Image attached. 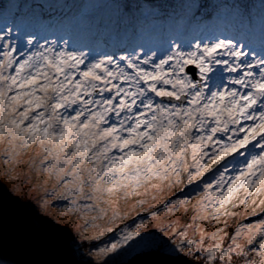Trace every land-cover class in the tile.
Here are the masks:
<instances>
[{"label":"snow or ice","instance_id":"6c2138e0","mask_svg":"<svg viewBox=\"0 0 264 264\" xmlns=\"http://www.w3.org/2000/svg\"><path fill=\"white\" fill-rule=\"evenodd\" d=\"M0 159L9 179L27 166L41 211L62 204L83 264H110L150 221L166 240L146 254L264 264V41L97 50L25 30L6 10ZM180 209L185 223L161 219Z\"/></svg>","mask_w":264,"mask_h":264},{"label":"rangeland","instance_id":"374dc122","mask_svg":"<svg viewBox=\"0 0 264 264\" xmlns=\"http://www.w3.org/2000/svg\"><path fill=\"white\" fill-rule=\"evenodd\" d=\"M165 7L158 6L157 0H0V23L7 10L13 14L18 23L28 31L38 32L40 35L63 37L69 39L73 45L87 46L97 50L110 49V46L99 42V35L107 37H122L128 32L127 46L142 44L146 48H155L166 44L170 39H190L192 37L241 34L254 44L264 41V0H165ZM41 6H40V5ZM42 4L54 7V15L48 16L42 10ZM210 6L209 11L205 7ZM172 7L171 11L167 8ZM163 8L165 11H161ZM66 14V15H65ZM128 21V28L119 23ZM109 37V38H110ZM86 50V49H84ZM27 157H25L26 159ZM5 165L0 159V200L14 208L21 209L32 216L38 230L65 229L70 235V248L73 253L75 234L71 226L58 223L57 215L62 210V204L54 203L48 213L41 211L36 203L38 192L29 190L25 181L29 179L26 165H19L9 179L4 175ZM31 179L34 181L35 176ZM20 185L22 191H13L14 186ZM131 203V201H130ZM155 203V202H151ZM193 203H195L193 201ZM191 207V206H189ZM149 209V205L144 206ZM139 211V210H137ZM133 213L129 218H135ZM140 215L147 217L146 212ZM172 220L186 222L184 209L175 215L164 214ZM138 222V221H137ZM83 224V221H81ZM232 227L235 223L230 221ZM211 230V229H209ZM151 231V235L147 233ZM141 237L130 241L124 249L118 250V255L110 264H132L153 254L154 250L166 240L150 221L148 228L141 229ZM109 234L104 242H111ZM97 243V242H93ZM87 247V245H84ZM74 255V254H73ZM160 255V254H157ZM82 264L83 259L74 255ZM174 259L185 258L200 264L199 261L184 256H167ZM86 259V258H85ZM0 264H18L0 255Z\"/></svg>","mask_w":264,"mask_h":264},{"label":"water","instance_id":"95a60500","mask_svg":"<svg viewBox=\"0 0 264 264\" xmlns=\"http://www.w3.org/2000/svg\"><path fill=\"white\" fill-rule=\"evenodd\" d=\"M0 255L18 264H82L63 228L38 230L31 215L0 200ZM132 264H196L153 254Z\"/></svg>","mask_w":264,"mask_h":264},{"label":"trees","instance_id":"16d2710c","mask_svg":"<svg viewBox=\"0 0 264 264\" xmlns=\"http://www.w3.org/2000/svg\"><path fill=\"white\" fill-rule=\"evenodd\" d=\"M147 2H151V0H147ZM157 2H158V6H162V7H165L166 5H165V0H157ZM40 5V4H39ZM41 6V5H40ZM0 8H3V5H0ZM167 8V11H171V9H172V7H170V8H168V7H166ZM209 9H211L210 8V6H207V7H205V11H209ZM42 10H43V12L48 16V14L50 15V16H52V15H54L53 13H54V7H52V6H50V5H45V4H42ZM160 10L161 11H165L163 8H160ZM66 15V14H65ZM119 25H125L124 27H122V28H120L121 29V31L124 29V28H128V21L127 22H124V23H119ZM106 34H103V35H99V37H100V39H102L105 35V37H104V39L103 40H99V42L100 43H102L103 45L105 44V45H107V46H110V49L111 48H114V46L116 47V48H119V47H123V46H127V43L129 42V39L127 38V37H129L128 36V32H126L125 34H124V36H122V37H117V35H115L114 37H110V35H109V37H107V32H105ZM112 50V49H111Z\"/></svg>","mask_w":264,"mask_h":264}]
</instances>
